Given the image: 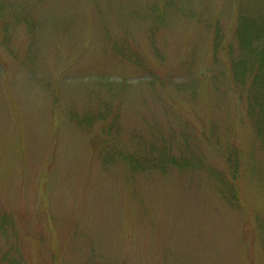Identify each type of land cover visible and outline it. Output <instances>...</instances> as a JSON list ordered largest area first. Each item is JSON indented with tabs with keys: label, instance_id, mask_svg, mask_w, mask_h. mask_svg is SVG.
<instances>
[{
	"label": "rangeland",
	"instance_id": "obj_1",
	"mask_svg": "<svg viewBox=\"0 0 264 264\" xmlns=\"http://www.w3.org/2000/svg\"><path fill=\"white\" fill-rule=\"evenodd\" d=\"M236 18L232 0H0V264H264Z\"/></svg>",
	"mask_w": 264,
	"mask_h": 264
},
{
	"label": "trees",
	"instance_id": "obj_2",
	"mask_svg": "<svg viewBox=\"0 0 264 264\" xmlns=\"http://www.w3.org/2000/svg\"><path fill=\"white\" fill-rule=\"evenodd\" d=\"M237 11L235 24V35L238 50L241 53L232 60L237 64L233 76L235 82H246L249 84L246 92L249 96L247 114L252 121L253 128H256L259 135L258 139L264 143V7L259 9L262 0H246L241 3ZM255 8L259 11L256 12ZM250 68V69H249ZM247 69L248 75L239 74L240 71ZM171 165H182L176 161H170ZM232 174V173H230Z\"/></svg>",
	"mask_w": 264,
	"mask_h": 264
},
{
	"label": "bare ground",
	"instance_id": "obj_3",
	"mask_svg": "<svg viewBox=\"0 0 264 264\" xmlns=\"http://www.w3.org/2000/svg\"><path fill=\"white\" fill-rule=\"evenodd\" d=\"M238 1H241V3H242L243 1H246V0H238ZM232 3L234 4L235 10L237 12L239 7H240L239 3L237 1H233V0H232Z\"/></svg>",
	"mask_w": 264,
	"mask_h": 264
}]
</instances>
